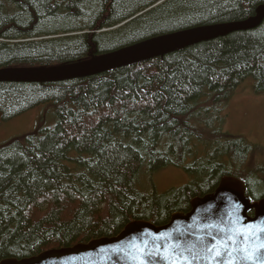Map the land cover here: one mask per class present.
I'll return each mask as SVG.
<instances>
[{"label":"trees","instance_id":"16d2710c","mask_svg":"<svg viewBox=\"0 0 264 264\" xmlns=\"http://www.w3.org/2000/svg\"><path fill=\"white\" fill-rule=\"evenodd\" d=\"M85 2L0 0V70L81 63L161 35L242 22L264 5ZM81 16L91 20L69 26ZM247 80L264 93V20L88 77L0 83V125L44 108L30 134L0 144V261L111 238L132 221L163 226L223 177L242 181L252 201L264 199L263 155L225 131L220 114ZM169 166L188 182L163 193L138 189L142 175L151 182Z\"/></svg>","mask_w":264,"mask_h":264},{"label":"water","instance_id":"95a60500","mask_svg":"<svg viewBox=\"0 0 264 264\" xmlns=\"http://www.w3.org/2000/svg\"><path fill=\"white\" fill-rule=\"evenodd\" d=\"M263 20L261 5L242 22L150 38L81 63L2 69L0 83L48 84L88 77L232 32L252 30ZM246 190L238 179L223 177L213 192L192 199L187 213H174L163 226L133 221L111 238L52 249L27 259H5L0 264H264V199L252 202ZM213 245L216 248L209 252ZM216 250L220 256L215 255Z\"/></svg>","mask_w":264,"mask_h":264},{"label":"rangeland","instance_id":"374dc122","mask_svg":"<svg viewBox=\"0 0 264 264\" xmlns=\"http://www.w3.org/2000/svg\"><path fill=\"white\" fill-rule=\"evenodd\" d=\"M91 2L92 0H86L85 3L90 5ZM95 2L97 3L98 0H95ZM81 17V19L69 20V26H81L91 20L89 16ZM60 25L67 26L66 24ZM113 29L99 32H109ZM253 87L254 82L252 80L244 81L238 86L230 102L220 113L224 119L222 127L232 135L243 137L246 143L252 144L257 148L259 156L261 153L264 157V93H257ZM43 109V107H37L18 118L2 123L0 125V144L13 138L30 134L36 126ZM220 114L219 117L222 119ZM49 123L51 122L49 121ZM146 178L147 176L145 175L139 178L138 189L148 192L154 185L158 193H163L171 188L181 187L189 180L183 170L172 166L162 168L153 174L151 182Z\"/></svg>","mask_w":264,"mask_h":264},{"label":"snow or ice","instance_id":"6c2138e0","mask_svg":"<svg viewBox=\"0 0 264 264\" xmlns=\"http://www.w3.org/2000/svg\"><path fill=\"white\" fill-rule=\"evenodd\" d=\"M215 248H216V246L213 245L211 248L208 249V251L211 252V251H213V249H215ZM215 255H216V256H220V255H221L220 251H219V250H216V251H215ZM142 264H143V262H142Z\"/></svg>","mask_w":264,"mask_h":264},{"label":"bare ground","instance_id":"6f19581e","mask_svg":"<svg viewBox=\"0 0 264 264\" xmlns=\"http://www.w3.org/2000/svg\"><path fill=\"white\" fill-rule=\"evenodd\" d=\"M230 24V23H229ZM221 25H223V24H221ZM213 26H216V25H213ZM204 27H207V26H204ZM179 32V31H178ZM176 33V32H175ZM161 36H163V35H161ZM159 37V36H158ZM147 40H149V39H147ZM146 41V40H145ZM143 42V41H142ZM140 43V42H139ZM137 44V43H136Z\"/></svg>","mask_w":264,"mask_h":264}]
</instances>
